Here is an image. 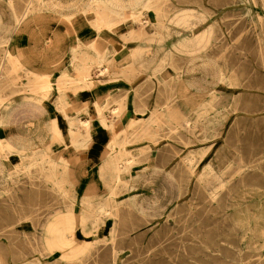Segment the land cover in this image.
<instances>
[{"label":"rangeland","instance_id":"rangeland-1","mask_svg":"<svg viewBox=\"0 0 264 264\" xmlns=\"http://www.w3.org/2000/svg\"><path fill=\"white\" fill-rule=\"evenodd\" d=\"M195 1H202L217 24L218 38L210 55L224 78L220 81L212 75L187 74L181 67L176 69L173 62L172 82L157 80L149 90L155 98L139 111L150 112L147 124L156 130L130 135L133 141L154 146L150 165L155 169L145 168L147 147H141V158L125 154L117 160L127 163L123 174L121 171L123 177L143 170L155 176L151 188L138 187L125 194L152 195L148 209L113 198L110 213L99 214V225L86 238L79 231V220L73 219L68 247H61L53 241L67 225L60 222L48 233L44 229L56 222V216L66 213L71 202L60 188L43 183L36 172L28 176L29 186L39 184L52 196H44L38 216L29 213L27 222L33 226L0 228V264H264V0ZM146 8L153 11L150 6ZM141 16L131 15L126 22L146 26ZM112 62L108 58L91 62L86 77L102 63L114 69ZM182 78L193 79L194 87L187 90V96ZM64 85H58V91ZM187 103H193L196 112L189 111ZM203 106L208 111L205 115ZM157 116L160 119L154 120ZM184 118L189 121L184 122ZM192 122L206 127L213 136L200 140L202 133L190 128ZM110 147H115L118 155L119 146ZM236 152L244 163L242 177L234 173L238 167ZM185 153L193 155L192 169L182 162ZM216 189L219 194L211 201L210 192ZM240 192L245 200L243 227L225 214L230 210L225 206L227 201ZM96 206L94 195H90L77 211ZM82 240H87L89 249L79 258L71 257V250ZM20 256H26L25 260Z\"/></svg>","mask_w":264,"mask_h":264},{"label":"crops","instance_id":"crops-1","mask_svg":"<svg viewBox=\"0 0 264 264\" xmlns=\"http://www.w3.org/2000/svg\"><path fill=\"white\" fill-rule=\"evenodd\" d=\"M153 1L0 0V67L5 71L0 83L6 85L0 94L12 99L0 109V228L27 229L33 226L29 213L38 216L43 209V187L28 183L29 173L39 168L29 172L37 156H29L31 149L46 154L36 158L37 165L66 159L67 175L84 197L99 189L106 165L115 161L110 145L123 135L133 155L139 157L147 147L148 161L154 160V146L138 148L130 135L156 130L147 124L150 112L139 109L155 98L149 90L157 80L171 82L173 62L198 57L204 49L188 5L173 7L160 24L155 11L145 7ZM140 13L146 26L126 22ZM141 31L146 33L138 36ZM8 53L19 57L14 72ZM96 58L110 59L114 69L101 77L82 75ZM44 81L52 85L47 101L32 92V85Z\"/></svg>","mask_w":264,"mask_h":264},{"label":"bare ground","instance_id":"bare-ground-1","mask_svg":"<svg viewBox=\"0 0 264 264\" xmlns=\"http://www.w3.org/2000/svg\"><path fill=\"white\" fill-rule=\"evenodd\" d=\"M191 1L190 3H195L194 5H190V4H185L188 5L187 6V14L190 15L191 11H194L195 15H196V25H195V37L199 43V45H201L204 49L203 53L201 55H198V57L195 58H191L189 60H185L184 62L180 59V61H178L177 65L178 67H175L176 69H179L180 67L182 68V70L184 71V73L187 74H196L198 73L199 75H203L204 76H208V75H212L218 78V80L222 81L224 78V72L221 68H215L216 64L213 63L212 61V57L210 55V51L211 49L214 48V46H216V40L218 38L217 35V24L214 21V19L211 16V13L208 11V9H206L201 3L202 1H195V0H189ZM188 1V2H189ZM148 5L155 11L157 18L156 21L160 24L163 23V20L166 18V16L168 15L169 11L173 9V7H175L176 5H181L175 2H171L170 0H154L153 3L150 4V2L148 3ZM147 5V6H148ZM183 5V4H182ZM145 6V7H147ZM142 23H144L145 25L147 24V22L144 20ZM208 28H210L208 30ZM146 33V31H141L138 33V36H142ZM133 37V34H129V38L131 39ZM19 57L16 55H11L10 53H8V59H11V63L13 66L12 71L14 72V70H17V65L19 62ZM100 58H96L95 60H99ZM1 60H3V56H1ZM214 67V69H213ZM94 72L93 74H96L97 76H105L107 75L109 72L112 71V69H109V66H104L103 64H100L98 67L94 68ZM88 73L87 70V66L83 69L82 75L86 76ZM107 73V74H106ZM179 73V72H178ZM177 73V74H178ZM3 75H5V71L3 67H0V76L3 77ZM187 76V75H186ZM183 80V88H184V95L187 96V90L190 88L194 87V83H193V79L191 78H182ZM171 81V80H170ZM172 82V81H171ZM51 84H49L47 81H44L41 84H37V85H32V92L34 94H40L39 97L40 99H45L46 95L49 94L51 92V88L50 86ZM64 85L63 82H60L59 84ZM6 85L4 83H0V92H3V88ZM14 86V85H13ZM207 86V85H205ZM199 87V86H198ZM59 88V86H58ZM65 88V87H64ZM63 88V89H64ZM11 95L13 96V92H15V90L12 89L11 91ZM20 95V94H19ZM8 97L5 98L3 96V94H0V109H2L5 105H8L12 102V99ZM188 107H189V111L191 112H196L195 111V106L193 103H187ZM207 107L203 106V114H207ZM103 114L102 111H100V115ZM157 114V113H155ZM156 119H160L158 116L154 117V120ZM182 121V119H181ZM184 122L189 121L188 119L184 118L183 119ZM196 121V120H195ZM200 119L197 120V122H199ZM197 122L194 123L192 122L190 124V128L192 130L195 131H200L202 133L201 138H199L202 141H207L209 138H211L213 135L209 134V130L204 127V126H197ZM72 134V132H70ZM200 133V134H201ZM117 138H120V136L118 135ZM126 136L123 135L120 140H116L115 142L111 143V145H118L119 146V153L117 155L116 153V157H115V161L112 163H109L106 165L105 168V175L104 178L101 179V185L99 187V189H97L96 191H93L90 195L95 197L96 199V204L97 206L91 210L88 209H84L81 213H79L77 211V207L81 206V202L85 200V198L83 196V192H81V190L75 186V184L73 183L72 180H70L69 176L67 175V168H68V161L66 159H59L56 162H52L49 163L47 162V160H43L41 163H39L37 165V163H35V161L37 160V157H44V155H46L44 153V151L42 149H31L29 150V156H31V158H33L34 156H36L33 161L31 163L28 164V168H29V172L31 169H35L37 166H39L38 168V173L41 174V176H38L42 179V182H48L51 183L52 185H54L57 188H60L62 190V192L66 195V197L69 198L71 204L68 207L69 209L66 211V213H64L63 215H59V217H55L56 218V222L53 225H48L46 226V228L44 229V233H48L50 231H55V227H57V225H59V223L64 222L65 225H67V228L64 227L62 229H60V234L58 236L57 239H55L53 241V243H60L61 247H68L67 244V236L68 234L71 235L73 232L72 229V220L73 219H78L79 220V231L80 233L84 236V238H86V236H89L90 234H92L95 229L96 226L99 225V214L101 212H108L110 213V206H114L112 205L113 202V198H117L120 201H126L128 200V202H131V204H134L135 206L137 205L139 208H141L142 210L148 209V204L149 202L153 201V196H146V197H139L136 193L132 196H125L126 192L129 191L130 189H135V188H140V187H149L151 188V184L152 181L151 179H153V176L147 175L146 170L140 171L138 173H136L133 177H123L121 174V171H123L124 168L127 167V163H123V162H117L118 156H122L125 154H130L131 156L135 157V159L141 158L140 156L137 157L135 155H133V153L131 151H129L128 149H126V142L127 140L125 139ZM136 147H140V142L136 141ZM78 148V147H76ZM75 151H77L75 149ZM74 152V151H73ZM235 155L238 158V164H237V169L234 170V173H238L239 176H243L245 169H244V163L242 160V156L236 152ZM182 162L185 163L186 167H188L189 169H192V163L193 162V155L190 154V156H188V153H185L182 156ZM30 158V159H31ZM128 164L129 162H131V160L129 158L126 159ZM45 161L46 164L45 165ZM150 161L152 162V160L150 159ZM151 162L148 161L149 164H151ZM145 168H147V170H154L155 166L154 165H150V166H145ZM33 174L29 173V176L32 177ZM93 180H92V185H94V183L96 182V178H94L95 176H92ZM34 178V176H33ZM231 179H233V176H231ZM207 189V187H206ZM219 194V189L216 190H212L210 192V200L213 201L216 199L217 195ZM43 195L45 196H52V194L50 192H45L44 188H43ZM134 198V199H132ZM115 199V200H117ZM244 193L240 192V193H234L233 194V200L230 199V201H227V203L225 204V206L227 208H230V210L227 212L225 211V214L227 215V217H229L232 222L237 225L238 227H242L246 221V217L243 214V211L245 210V206H244ZM176 203V202H175ZM174 203V204H175ZM173 204V205H174ZM109 206V207H108ZM42 210V208H41ZM157 210V209H156ZM157 212V211H156ZM51 227V228H49ZM244 229H242V237L245 236L244 233ZM89 243L87 242V240H82L80 241L79 244H77L72 250H71V257H81V255L86 252L89 249ZM20 253V252H19ZM21 254V253H20ZM22 256L19 257V259H21ZM26 256H24L22 259L23 261L25 260ZM7 264H9L8 262H6ZM23 263V262H22Z\"/></svg>","mask_w":264,"mask_h":264}]
</instances>
